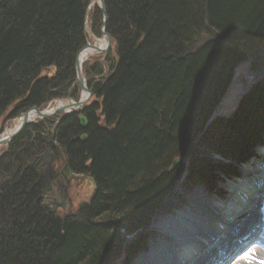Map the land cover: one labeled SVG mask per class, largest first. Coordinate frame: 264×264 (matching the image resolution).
Returning a JSON list of instances; mask_svg holds the SVG:
<instances>
[{
  "label": "trees",
  "instance_id": "16d2710c",
  "mask_svg": "<svg viewBox=\"0 0 264 264\" xmlns=\"http://www.w3.org/2000/svg\"><path fill=\"white\" fill-rule=\"evenodd\" d=\"M89 1L0 0V134L5 120L33 106L78 99L74 60L86 43ZM104 2L112 48L83 63L95 97L83 111L87 127L78 114L36 119L1 148L0 264H110L132 255L181 179V165L170 169L175 158L213 189L217 175H237L235 165L264 145V73L231 114L210 120L246 58L239 45L264 37V0ZM101 22L92 8L96 34ZM199 143L230 152L234 163L198 158ZM47 150L55 161L40 173ZM65 163L95 187L75 213L60 216L44 204ZM123 231L135 237L123 243Z\"/></svg>",
  "mask_w": 264,
  "mask_h": 264
},
{
  "label": "rangeland",
  "instance_id": "374dc122",
  "mask_svg": "<svg viewBox=\"0 0 264 264\" xmlns=\"http://www.w3.org/2000/svg\"><path fill=\"white\" fill-rule=\"evenodd\" d=\"M94 7H97V6H94ZM103 38L104 37L101 36L99 31L97 34L92 31L91 34L87 35L88 41L91 43H95L98 46H102L105 43ZM239 46L244 49L246 53V58L237 66L232 83L227 93H225L224 97L222 98L221 102L216 106L215 110L211 114L210 120H213L217 116H227L231 114V112L235 109L236 105L238 104V101L240 97L242 96V94L245 91H247L248 88L251 86V84L264 73V37L260 38L257 41L252 42L250 45L242 44ZM111 48H112V44L109 50H111ZM85 54L87 53L84 52L83 55ZM105 55L106 54L104 53L95 52L94 49H91V52H89L88 56L83 60V63L84 62L92 63L95 60H99V61L104 60ZM83 63H82V69H83ZM81 95L82 93L79 88L78 98L81 97ZM94 98L95 97L92 96V98L90 99V102L93 101ZM61 103H63L62 99L53 100L44 109L54 108L55 106ZM11 107L12 106H10L6 112H9ZM59 115L60 114L56 116L59 117ZM15 124H17L15 117L9 120H5L3 132L8 133L12 131L15 128L14 127ZM208 124L203 127V130H205L206 133L210 129V123ZM218 132H220V130ZM218 132H216L215 130H213V132H210L211 137L212 138L215 137V135H217ZM220 147L224 149V151H227L228 149L226 146L220 145ZM260 147H264V145L258 144L253 149L254 154L250 156L247 159V161L241 162V163L239 162L237 164L235 163L236 165L234 164L235 167L238 168L237 175H231V174L217 175L218 180L214 184L213 189H210L206 183L197 179L195 175L188 176L186 174L187 173V170H186L187 162L185 159H183V161L180 164H178L183 167V173H182L181 179L179 180V182H177L175 187L166 197L163 203V206L152 216L150 223L143 231L144 232L143 235L145 238L143 248L139 249L137 252H135L132 255L131 254L124 255V253L122 252L119 255V257L116 260L113 259L110 264H134L138 256H140L141 254H143L146 250L150 248L151 240L157 238L158 234L155 231L156 222H158L161 219L167 218L169 216H173L174 214H177L178 211L185 209L188 206L189 198L192 195H195V194L201 195L204 200L206 199L205 200L206 202L208 201V203L212 204L213 206L212 208H211V205H210V208L208 207L209 212L207 214V217L211 219L214 218L215 220L213 219L209 221V223L207 224V227H208L207 230L211 229L210 226L212 225V223H215V221H218V222L223 221L224 217L226 216L227 209L223 207L222 209L218 210L215 206L219 204L218 201L221 200V198L223 199V201L226 200L227 196L225 195L229 190H231L230 186L233 183L238 184L237 181L244 174V168H245L244 166L251 164V169H250L251 173L249 175L250 177L252 176L253 178L254 176H257L259 178L262 177L264 179V154L258 152L260 151ZM195 148L197 151V153H195V156H197L198 158L201 156L204 159L206 158V160L210 161V164L220 165V164H230V163L233 164L234 163L233 162L234 160L233 158L230 157V152L228 151L225 152L226 154L224 156L219 152H215V150L211 149L208 144L206 145V143H199V145L195 146ZM0 152H1V148H0ZM94 187L95 186L90 184V182H88L87 180H83V181L73 180L71 178L66 177L64 173V175H61V177L57 181L55 187L53 188V192H51L47 196V198H45V203H50L54 200H56L58 204L60 205L64 203L65 206L51 205V204H49V206L52 207L54 212L60 216L72 214V213H75V211L77 210V207L81 203L87 202L90 199L94 191ZM263 188L264 186H261V190ZM216 189H223L225 194L221 193L220 195H218V191ZM259 206L260 205L255 204V208L257 210L259 209ZM201 228L204 229L205 225L204 226L202 225V227L197 226V225L193 226V229L190 231V235L188 237H190L193 240H196V239L201 240L205 236L204 232L203 231L201 232ZM123 233L125 232L123 231ZM134 234L135 233L126 234L123 239V243H127L130 239L135 237ZM229 257L230 256H228L227 258Z\"/></svg>",
  "mask_w": 264,
  "mask_h": 264
},
{
  "label": "bare ground",
  "instance_id": "6f19581e",
  "mask_svg": "<svg viewBox=\"0 0 264 264\" xmlns=\"http://www.w3.org/2000/svg\"><path fill=\"white\" fill-rule=\"evenodd\" d=\"M104 41L106 43L105 38ZM105 43L99 47H104ZM91 49L87 48L82 52V62ZM84 52L87 54L83 55ZM263 150L264 147H260L258 152L264 154ZM244 167V174L237 181L238 184L233 183L230 186L231 190L225 195L226 200L223 201L221 198L219 204L215 206L218 210L223 207L227 209L223 221H215L210 226L211 229L207 230V224L212 220L207 214L210 205L211 208L213 206L201 195H192L185 209L156 222L157 238L151 240L150 248L138 256L134 264H225L229 259L227 257L241 248L245 242H249V239L257 237L264 239V233L260 230V226L264 225V188L258 190L264 186V179L249 176L251 164ZM217 191L218 195L224 193L223 189ZM255 204L263 208L257 210ZM195 225L200 227L205 225L206 229L201 228V232L205 234L201 240L188 237ZM241 263L264 264L263 250L255 245L248 251L247 257L236 264Z\"/></svg>",
  "mask_w": 264,
  "mask_h": 264
},
{
  "label": "water",
  "instance_id": "95a60500",
  "mask_svg": "<svg viewBox=\"0 0 264 264\" xmlns=\"http://www.w3.org/2000/svg\"><path fill=\"white\" fill-rule=\"evenodd\" d=\"M94 6H97L102 14V22L101 26L99 28V32L102 37L105 38L106 43L104 47H99L95 43H91L87 39V35L92 33V29L89 26V18H90V13L92 8ZM107 21V14H106V6L104 0H90L86 9H85V17H84V30L86 34V43L77 51L75 55V60H74V70H75V82L78 84L80 90H81V97L78 99H73L70 96L65 97L63 100V103L58 104L54 108L51 109H40L36 106H33L21 113H19L15 119L17 121V125L15 128L9 132V133H4L2 132L0 134V148L8 145L13 138H15L27 125V123L36 120V119H45V118H50L53 116H56L58 114V120L57 122L61 121L63 118H65L68 115L71 114H78V121L79 125L82 129H85L88 124L87 117L83 114V111L85 110L86 106L89 104L90 99L92 98V91L87 85V81L84 76V72L82 69V61H81V54L82 52L87 49V48H92L95 50V52H101L104 54H107L109 48L111 47L112 44V38L110 34H108L105 31V25ZM103 38V39H104ZM85 95L84 97H82ZM87 136L86 134H82L80 136L81 140H86ZM50 156V157H49ZM47 158L50 160H53L55 158L54 153L49 152L48 150L45 151L43 154H41L38 157V160L40 162L39 164V170L40 173L42 172L43 166L45 165V162L47 161ZM183 161V157H177L172 161V164L170 166V169H174L178 164H180ZM36 163V158H34L28 165H32ZM63 172L65 173L66 177L71 178L73 180H87L90 182V184L94 185V180L92 177L83 175V174H76L73 173L65 163L62 168ZM258 190H261V187L258 188ZM51 205H60L56 200L50 202V203H45V206ZM60 206H65L64 203H62ZM217 214V213H216ZM214 219V218H213ZM212 219V220H213ZM215 220V219H214Z\"/></svg>",
  "mask_w": 264,
  "mask_h": 264
},
{
  "label": "flooded vegetation",
  "instance_id": "af4514ba",
  "mask_svg": "<svg viewBox=\"0 0 264 264\" xmlns=\"http://www.w3.org/2000/svg\"><path fill=\"white\" fill-rule=\"evenodd\" d=\"M50 157V156H49ZM55 161V158L53 160H50L49 158H47V161L45 162V165L43 166V168L48 167L49 165H51V163H53Z\"/></svg>",
  "mask_w": 264,
  "mask_h": 264
}]
</instances>
